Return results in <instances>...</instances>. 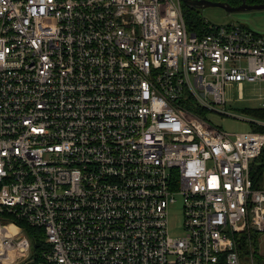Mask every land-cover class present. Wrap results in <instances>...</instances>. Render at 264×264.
<instances>
[{
	"label": "built area",
	"instance_id": "built-area-1",
	"mask_svg": "<svg viewBox=\"0 0 264 264\" xmlns=\"http://www.w3.org/2000/svg\"><path fill=\"white\" fill-rule=\"evenodd\" d=\"M206 22L182 0H0V264L19 221L46 244L20 264H264V120L201 115L228 86L264 108V34Z\"/></svg>",
	"mask_w": 264,
	"mask_h": 264
},
{
	"label": "rangeland",
	"instance_id": "rangeland-1",
	"mask_svg": "<svg viewBox=\"0 0 264 264\" xmlns=\"http://www.w3.org/2000/svg\"><path fill=\"white\" fill-rule=\"evenodd\" d=\"M201 18L212 25L225 26L230 24H242L250 27L257 33L264 34V10L248 11L229 14L225 10L217 7L205 8L202 10ZM260 93L257 86L246 84L243 88L242 98L238 86H228L226 88L227 106L223 109L216 107L215 112H202V117L212 126L222 128L229 133H246L251 131L249 122L232 117H224L219 114L225 111L239 118L252 119L255 113L264 110L262 100L258 99ZM253 115V116H251ZM177 203L169 209V232L174 238L181 237L184 233V217L182 199L177 198ZM260 250L264 256V237L260 239ZM32 240L28 234H24L17 240L12 260L7 264H20L31 254Z\"/></svg>",
	"mask_w": 264,
	"mask_h": 264
},
{
	"label": "trees",
	"instance_id": "trees-1",
	"mask_svg": "<svg viewBox=\"0 0 264 264\" xmlns=\"http://www.w3.org/2000/svg\"><path fill=\"white\" fill-rule=\"evenodd\" d=\"M223 1L241 3L243 0ZM245 2L249 4H264V0H245ZM183 12L189 31L196 32V30H200L207 23L205 19L201 18L202 14L200 12L187 8L184 4ZM253 117L264 120V110L255 113ZM260 130L264 132V129ZM250 178L255 188L264 189V149L262 154L251 165ZM18 224L25 229V232L32 240V253L36 261H39L42 251L46 248L43 230L33 228L23 221H19Z\"/></svg>",
	"mask_w": 264,
	"mask_h": 264
},
{
	"label": "water",
	"instance_id": "water-1",
	"mask_svg": "<svg viewBox=\"0 0 264 264\" xmlns=\"http://www.w3.org/2000/svg\"><path fill=\"white\" fill-rule=\"evenodd\" d=\"M182 2L187 8L196 10L200 13H202L203 9L210 8V7L221 8L229 14L264 10V4L248 5L246 4L245 1L240 6H237V7L230 6V4H228L227 1L214 2V1H209V0H182Z\"/></svg>",
	"mask_w": 264,
	"mask_h": 264
},
{
	"label": "flooded vegetation",
	"instance_id": "flooded-vegetation-1",
	"mask_svg": "<svg viewBox=\"0 0 264 264\" xmlns=\"http://www.w3.org/2000/svg\"><path fill=\"white\" fill-rule=\"evenodd\" d=\"M209 1H214V2H225L223 0H209ZM245 0H243L241 3H232V2H228V4H230V6L232 7H237V6H240L242 3H244ZM248 5H258V4H249V3H246Z\"/></svg>",
	"mask_w": 264,
	"mask_h": 264
}]
</instances>
